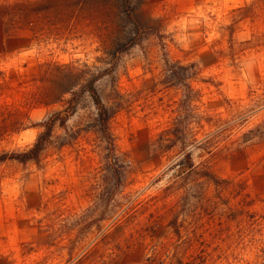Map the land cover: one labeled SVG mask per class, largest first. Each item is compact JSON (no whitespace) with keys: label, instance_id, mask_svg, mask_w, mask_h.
Instances as JSON below:
<instances>
[{"label":"rangeland","instance_id":"1","mask_svg":"<svg viewBox=\"0 0 264 264\" xmlns=\"http://www.w3.org/2000/svg\"><path fill=\"white\" fill-rule=\"evenodd\" d=\"M121 1L0 0V155L54 122L38 163H0V264H264V0H130L134 44ZM201 117L179 166L159 135Z\"/></svg>","mask_w":264,"mask_h":264},{"label":"trees","instance_id":"2","mask_svg":"<svg viewBox=\"0 0 264 264\" xmlns=\"http://www.w3.org/2000/svg\"><path fill=\"white\" fill-rule=\"evenodd\" d=\"M122 6L124 7L125 15L128 18L129 21H131L134 29L132 31V43L134 44L135 42H140L141 41V24L140 21L137 19V17L133 14L132 8L130 6V0H122L121 1ZM131 44H123V49H128L131 47ZM179 70V73L176 71ZM166 73H168L169 79L174 78L176 75H179L181 80H184L186 85L184 86V91H183V101L182 103L184 104V110L191 112L194 107H196V104L200 102V92L194 90V88L191 85V82H194L199 76H200V71L196 69L195 65H186V66H169L168 69L166 70ZM92 85V84H91ZM89 97L91 99V102L96 110V116L94 119L95 123V128L100 134V136L103 139H109L111 137L110 133V122L115 118L116 112L114 109L109 108L105 105L103 102L101 96L98 94L97 90L93 87L90 86V89L88 91ZM202 120H204V117L199 119L198 123H195L198 127V130L195 131L192 127V123L189 122V120L186 119L181 124V127L179 129V132H175V128L173 130L167 129L162 131L160 133V139H158L159 146L163 148V143L167 141V137H179L180 145H181V150L178 153V156H181L182 159H186L188 161L187 164H184L182 159L179 164V166L191 168L193 167L192 161H191V152L190 148L193 146H199L205 143L211 142V139L207 136L205 137L201 142L197 140L198 138V133L199 129L202 127L200 126ZM206 123H209L207 121ZM53 127H54V122L51 120L45 121L42 124V128L44 131L39 135L37 138L35 144L31 149H29L27 152L22 153V154H4L0 155V163L6 162V161H17L19 163H27V162H33V163H38L40 160L41 153L44 150V146L46 142L51 138L52 132H53ZM178 131V130H177ZM179 133V134H178ZM166 137V139H165ZM164 151V150H162ZM108 176H104V179L102 180V187L104 189L108 188L111 185V180L109 178L110 175H112L109 171ZM119 177V182L117 181V185L125 190L126 188V180H125V173L123 172H118ZM122 209V208H120ZM128 209V208H126Z\"/></svg>","mask_w":264,"mask_h":264}]
</instances>
